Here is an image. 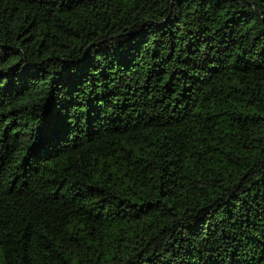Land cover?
<instances>
[{
    "label": "trees",
    "instance_id": "1",
    "mask_svg": "<svg viewBox=\"0 0 264 264\" xmlns=\"http://www.w3.org/2000/svg\"><path fill=\"white\" fill-rule=\"evenodd\" d=\"M0 264H264V0H0Z\"/></svg>",
    "mask_w": 264,
    "mask_h": 264
}]
</instances>
